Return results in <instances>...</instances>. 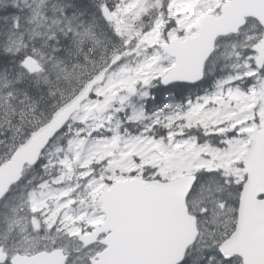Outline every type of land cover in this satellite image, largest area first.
I'll return each mask as SVG.
<instances>
[{
  "label": "snow or ice",
  "instance_id": "snow-or-ice-1",
  "mask_svg": "<svg viewBox=\"0 0 264 264\" xmlns=\"http://www.w3.org/2000/svg\"><path fill=\"white\" fill-rule=\"evenodd\" d=\"M0 264H264V0H0Z\"/></svg>",
  "mask_w": 264,
  "mask_h": 264
}]
</instances>
